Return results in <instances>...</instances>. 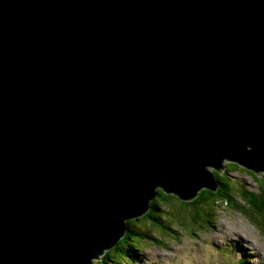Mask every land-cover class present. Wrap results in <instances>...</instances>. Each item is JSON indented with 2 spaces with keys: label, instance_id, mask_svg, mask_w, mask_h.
Listing matches in <instances>:
<instances>
[{
  "label": "water",
  "instance_id": "95a60500",
  "mask_svg": "<svg viewBox=\"0 0 264 264\" xmlns=\"http://www.w3.org/2000/svg\"><path fill=\"white\" fill-rule=\"evenodd\" d=\"M225 161L264 172V0H0V264H95Z\"/></svg>",
  "mask_w": 264,
  "mask_h": 264
},
{
  "label": "rangeland",
  "instance_id": "374dc122",
  "mask_svg": "<svg viewBox=\"0 0 264 264\" xmlns=\"http://www.w3.org/2000/svg\"><path fill=\"white\" fill-rule=\"evenodd\" d=\"M226 162L228 161L223 163ZM229 167L226 165L219 171L213 166L207 168L209 172L217 171L227 174V177L232 179L230 185L236 187L235 189L243 188L253 192L259 190L260 181L257 182L246 171ZM258 176L264 181L263 171ZM229 187V185L225 186V189L220 192L224 197L233 198L232 205L226 206L227 204L219 203L211 210L209 200L201 201L202 205H209L206 207L209 215L204 216V210L200 209L204 217L203 227L194 226L193 232L192 227L180 224L185 217L187 221L190 220L183 200L177 194L167 192L171 195L168 203L174 207L172 216L174 220H180L175 225L177 235L171 232L153 233L157 238H161L163 243L161 245L147 243L142 251H137L140 257L135 259L133 264H239L241 261H245L246 264H264V257L261 255L260 259L258 256L261 252L264 254V225L261 223L264 221V214L255 210L251 211L252 216L240 212L239 209L245 208L243 206L246 203L236 194V191V193L230 192ZM220 189L221 185L215 191ZM199 192L197 194H201ZM208 220L210 224L206 223ZM124 243L129 244L131 241Z\"/></svg>",
  "mask_w": 264,
  "mask_h": 264
},
{
  "label": "trees",
  "instance_id": "16d2710c",
  "mask_svg": "<svg viewBox=\"0 0 264 264\" xmlns=\"http://www.w3.org/2000/svg\"><path fill=\"white\" fill-rule=\"evenodd\" d=\"M233 168L235 170H243L248 172L257 182L259 183V190L257 192L235 189L236 187L230 185V180L227 177V174L224 172L211 171L214 175L215 180L221 185V189L218 191L211 190L208 188H204L199 193L196 194L192 199L183 200L182 202L185 204L186 209L190 215V220H174L172 216V212H174V207L171 203H168L171 195L167 193L163 188L157 189V195L150 202V209L145 212L143 215L127 220V230L126 235L115 244L111 249L105 251L101 257L95 259V264H133L135 259L139 258L138 250L142 251L145 245L149 242L154 243L156 245H161L163 241L161 238H157V236L153 233L164 232V233H175V225L180 221L182 225H188L192 227V232L195 230L194 226H202L204 222V217L201 214L200 209L204 210V216L209 215L207 211V206L210 205V209L213 210L215 205L227 204L226 206H231L233 203V198L224 197L221 190L225 189V186H230V192H235L238 196H240L245 204V208L239 209L240 212H244L246 215L252 216L251 211L255 210L258 213L264 214V181L258 176L259 173H255L250 171L248 168L240 165L237 162L228 161L224 164V166ZM223 169V168H220ZM219 169V170H220ZM218 170V171H219ZM264 177V176H263ZM209 200V205H202L201 201ZM257 219V218H256ZM210 224V220L206 222ZM264 225V221H261ZM203 227V226H202ZM148 230L150 232L148 233ZM169 236H172L169 234ZM131 241L129 244H125L124 242ZM239 264H246L245 261L239 262Z\"/></svg>",
  "mask_w": 264,
  "mask_h": 264
},
{
  "label": "bare ground",
  "instance_id": "6f19581e",
  "mask_svg": "<svg viewBox=\"0 0 264 264\" xmlns=\"http://www.w3.org/2000/svg\"><path fill=\"white\" fill-rule=\"evenodd\" d=\"M231 233H235V232L231 231ZM242 236H244V235H242ZM244 239H245V238H244ZM244 239H243V240H244ZM244 242H247V241L244 240ZM258 252H260V250H259ZM261 255L264 257V254L261 252V254L258 255V256L260 257V259H261V257H262ZM263 260H264V259H263Z\"/></svg>",
  "mask_w": 264,
  "mask_h": 264
}]
</instances>
